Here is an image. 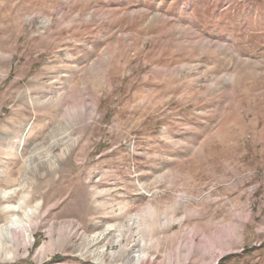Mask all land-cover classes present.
<instances>
[{"label": "rangeland", "instance_id": "obj_1", "mask_svg": "<svg viewBox=\"0 0 264 264\" xmlns=\"http://www.w3.org/2000/svg\"><path fill=\"white\" fill-rule=\"evenodd\" d=\"M3 196L0 264H264V0H0Z\"/></svg>", "mask_w": 264, "mask_h": 264}, {"label": "bare ground", "instance_id": "obj_2", "mask_svg": "<svg viewBox=\"0 0 264 264\" xmlns=\"http://www.w3.org/2000/svg\"><path fill=\"white\" fill-rule=\"evenodd\" d=\"M9 201V197H0V205L3 203V202H7ZM17 212H16V209H13V207H11V209H3L2 208V211L0 213V248H3L4 251H6V247L7 245H5V243L3 241V235L4 233H7L10 235V237L12 239H15L17 238V236L19 235H22V239H24V235L25 233L27 232V229L29 228L30 224L28 222L24 223L23 220H19L18 222V219L16 218H11L12 216H17L16 215ZM23 242L25 243V241L23 240ZM7 253V252H6ZM9 253H11V251L9 252L8 251V255ZM13 253V252H12ZM8 258H12L13 255L11 256H7ZM7 257H0L2 259H6Z\"/></svg>", "mask_w": 264, "mask_h": 264}]
</instances>
